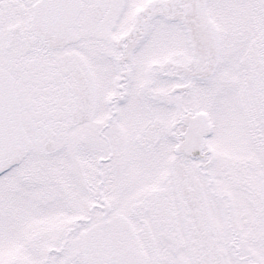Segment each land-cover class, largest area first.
<instances>
[{
  "label": "snow or ice",
  "instance_id": "6c2138e0",
  "mask_svg": "<svg viewBox=\"0 0 264 264\" xmlns=\"http://www.w3.org/2000/svg\"><path fill=\"white\" fill-rule=\"evenodd\" d=\"M0 264H264V0H0Z\"/></svg>",
  "mask_w": 264,
  "mask_h": 264
}]
</instances>
